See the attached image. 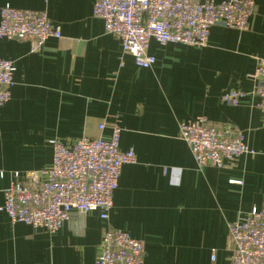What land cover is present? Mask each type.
I'll list each match as a JSON object with an SVG mask.
<instances>
[{"label":"crops","instance_id":"1","mask_svg":"<svg viewBox=\"0 0 264 264\" xmlns=\"http://www.w3.org/2000/svg\"><path fill=\"white\" fill-rule=\"evenodd\" d=\"M94 2L0 0L45 12L61 35L37 52L0 39V59L13 63L10 99L0 108V207L14 172L51 163L53 141L108 138L116 124L120 151L136 161L121 168L109 226L144 244V264H230L228 224L264 208V125L253 77L264 57V0H255L246 30L213 26L205 47L151 40L149 69L105 33ZM229 91L245 96L230 106L221 101ZM197 117L241 132L254 154L199 168L178 131ZM105 227L97 211L72 212L53 234L0 212V264H94Z\"/></svg>","mask_w":264,"mask_h":264},{"label":"built area","instance_id":"2","mask_svg":"<svg viewBox=\"0 0 264 264\" xmlns=\"http://www.w3.org/2000/svg\"><path fill=\"white\" fill-rule=\"evenodd\" d=\"M254 7L255 0H95L92 16L103 22L105 33L119 41L122 53L132 57L137 68L149 69L155 64L147 54L151 40L202 48L213 26L246 30ZM50 38L61 35L45 12L0 7V39L28 42L31 52H37ZM12 74L13 63L0 59V108L10 99ZM253 77L264 125V57L256 59ZM244 96L229 91L221 101L236 106ZM103 129L99 125L98 130ZM178 131L199 168L221 169L242 155L254 154L241 132L204 117L181 122ZM120 133L115 124L108 138L84 137L71 146L53 141L47 167L37 173H13L0 212L12 224L53 234L72 212L97 211L106 227L94 264H144V244L108 224L121 168L136 161L132 151H120ZM226 248L230 264H264V208H253L228 224Z\"/></svg>","mask_w":264,"mask_h":264}]
</instances>
